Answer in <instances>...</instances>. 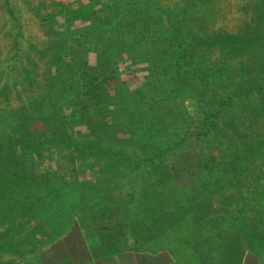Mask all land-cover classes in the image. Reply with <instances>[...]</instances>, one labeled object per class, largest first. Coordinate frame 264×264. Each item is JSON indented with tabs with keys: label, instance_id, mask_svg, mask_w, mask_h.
Returning a JSON list of instances; mask_svg holds the SVG:
<instances>
[{
	"label": "rangeland",
	"instance_id": "1",
	"mask_svg": "<svg viewBox=\"0 0 264 264\" xmlns=\"http://www.w3.org/2000/svg\"><path fill=\"white\" fill-rule=\"evenodd\" d=\"M89 20L95 29L82 38L86 44L105 50L107 42L123 41L136 51L132 57L117 45L116 64L103 75L112 99L102 105L81 95L98 83L91 85L90 68L97 55L86 50L87 83L79 81L80 64H67L69 49L81 40L74 34L84 32ZM152 48L160 56L151 64L146 54ZM166 61L174 67L163 69ZM250 80L257 86L264 80V0H0V239L15 237L5 234L14 221L3 216L13 212L17 185L26 180L47 198L62 192L67 200L123 202L137 229L145 202H157L164 225H171V215L180 219L178 229L164 226L165 245L179 235L183 263L189 258L204 264V240L221 234L230 241L235 229L229 225L240 218L224 212H235L241 190L252 189L234 184L230 191H211L230 175L214 166L223 165L232 131L220 117L255 103L251 96L261 95L255 88L253 95L239 94ZM221 83L237 86L240 98L231 106L209 100L230 96L233 89ZM146 95L154 97L148 100L152 110ZM216 110L208 122L207 114ZM126 111H143L142 131H96L102 119L111 127L115 120L124 125L118 114ZM215 126L225 134L219 136ZM255 168L247 182L259 174ZM221 199L232 203L224 212Z\"/></svg>",
	"mask_w": 264,
	"mask_h": 264
},
{
	"label": "crops",
	"instance_id": "2",
	"mask_svg": "<svg viewBox=\"0 0 264 264\" xmlns=\"http://www.w3.org/2000/svg\"><path fill=\"white\" fill-rule=\"evenodd\" d=\"M24 182L27 185H17L13 212L3 216L14 221L5 234L15 237L0 239V264H185L177 250L179 235L167 246L162 234L164 226L178 229L180 219L171 215V225H164L157 202H145L139 222L134 221L137 229L123 202L67 200L62 192L57 193L60 198H47V192L33 182ZM241 191L238 199L234 195L236 213L224 212L232 206L229 200L217 201L224 213L240 219L229 225L235 229L230 241H222L221 234L216 241L207 236L202 244V254L208 257L204 264L206 260L209 264H264V196L260 194L264 193V178L250 191ZM186 244L189 255L190 243ZM212 248L215 256L210 257ZM186 264L195 263L188 258Z\"/></svg>",
	"mask_w": 264,
	"mask_h": 264
},
{
	"label": "trees",
	"instance_id": "3",
	"mask_svg": "<svg viewBox=\"0 0 264 264\" xmlns=\"http://www.w3.org/2000/svg\"><path fill=\"white\" fill-rule=\"evenodd\" d=\"M89 18V17H88ZM92 20V19H91ZM89 20V25L84 29V32L79 30L77 31L74 35L80 38V41H77L76 43V48L72 49L70 48L69 53H70V60L67 63L68 65L72 64H80L77 69H81V72L78 70V75H79V81L84 80L85 83H87V79L89 78L88 75L86 74L87 69H89V64H88V59L86 57L87 51L90 50L93 51L97 55V61L95 66L90 67L92 68L93 73L95 75L93 76L95 81L91 82V85L94 84V82L98 81L96 85H93L91 88H89L88 92H81V95H83V99L86 97L89 100L94 99V104H101L110 102L112 97L110 95V91L108 90L107 85H105V78L103 79V75H106L109 71V68L113 65V62H116V57L118 56V51L116 50L117 45L118 48H124L128 50L129 54L135 55L136 51L134 49H130L132 47V44L125 43V42H118L115 43V45H112L113 41L107 42L109 43L110 46H107L106 49H102L100 47V44L96 42H90L86 44V41H83L82 38L90 35V33L95 29V23H92V21ZM100 31H97L99 33ZM97 40V39H96ZM139 43V42H138ZM155 40H153L152 44H155ZM155 45H152L151 47H154ZM246 46H250L246 44ZM187 51V50H186ZM86 52V53H85ZM150 54H152L150 56ZM78 55L82 56L81 58L77 57ZM160 56L159 55V49L152 48V51L148 52L146 56H148L150 59L148 63H155V56ZM133 57V56H132ZM187 65V61L184 62ZM183 63V64H184ZM116 64V63H115ZM181 64V63H180ZM180 66V65H179ZM169 67H174L173 63H170V61H166L163 65V69H167ZM187 71L189 72L188 69L184 71L186 74ZM62 76L55 77L60 79ZM186 78V77H185ZM184 80H187L186 78ZM230 84V83H229ZM226 83H221V86H226ZM235 88H234V87ZM231 87L230 85L226 86V89H233L229 90L230 96H228L225 99H209L210 102L216 103L218 102L220 106L219 108H222L226 105L231 106L232 103H235V100L238 96V93H236V87L233 85ZM119 87V86H118ZM79 88V87H78ZM100 88L102 89V92L96 93L95 90L99 91ZM258 90L261 95L255 99V97L252 98L251 100H254L252 105L245 110L244 108L241 111L236 110L235 113L232 115L228 114H222L220 118H225V123L229 124L231 126L232 131H229L227 134L228 140L226 144L224 145V154L222 157L225 158L224 161H222L223 165H218L215 164L214 166L218 167L219 171L224 169V172H230L229 177L228 176H221V179L214 182V188L211 189V191H227L229 188V185H243L247 184V187H251L252 185H255L256 182H260L262 178H264V80L262 83H259L257 86L256 81L250 80L248 84H245L244 91H242L240 94V97H247L250 95L254 94L255 89ZM80 89V88H79ZM263 91V92H262ZM115 96L117 95V86H115ZM245 93V95H242ZM259 93V94H260ZM206 94V93H205ZM202 93V98L206 100V95ZM149 96H153L152 94ZM147 97V95H146ZM239 97V96H238ZM239 97V98H240ZM115 99V97L113 98ZM148 100H154V97L148 98L146 101V106L149 110H152L153 107H156L154 103H151L149 105ZM230 104V105H229ZM102 105V104H101ZM100 105V106H101ZM235 105V104H234ZM99 107V106H97ZM220 111H210L207 115V121L209 122L211 118L217 117L215 115H218ZM239 112L242 113L239 115ZM142 112H120L118 115L123 117L124 119V125H121L120 122L118 123L115 120V125L113 127L110 126L109 122H104L102 119V122L99 121L96 126V131L98 132H103L104 130H109L112 134H119V133H125L129 131V127L131 130H134L133 132H139L143 130V127L140 125L142 121H144L147 117L143 115ZM117 115V117H118ZM223 116V117H222ZM227 117L229 119H227ZM213 121V120H212ZM261 122V125H260ZM213 124V122H212ZM214 127V126H213ZM215 129L217 130L218 135L225 134L223 127L215 126ZM231 132V133H230ZM67 140L70 139L69 136H65ZM73 144V143H72ZM79 148V147H78ZM81 148H84L83 146ZM95 149V148H94ZM226 152V153H225ZM225 164H227L225 166ZM208 166V165H207ZM256 166L255 170L259 171L261 173L257 174L255 176V180H251L250 182H247L245 179L252 175L251 170H254L253 168ZM257 166H260L261 169H259ZM251 167V168H250ZM12 178V177H11ZM8 179L9 182H14L13 179ZM218 183V184H217ZM224 185V186H220ZM16 186V184H15ZM216 187V189H215ZM250 191V190H249ZM227 201V200H226Z\"/></svg>",
	"mask_w": 264,
	"mask_h": 264
}]
</instances>
